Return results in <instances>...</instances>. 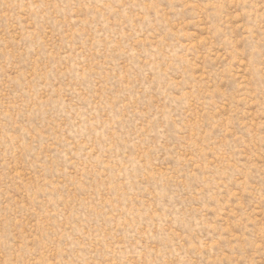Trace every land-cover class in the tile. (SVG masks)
Instances as JSON below:
<instances>
[{
    "label": "rangeland",
    "instance_id": "rangeland-1",
    "mask_svg": "<svg viewBox=\"0 0 264 264\" xmlns=\"http://www.w3.org/2000/svg\"><path fill=\"white\" fill-rule=\"evenodd\" d=\"M0 264H264V0H0Z\"/></svg>",
    "mask_w": 264,
    "mask_h": 264
}]
</instances>
